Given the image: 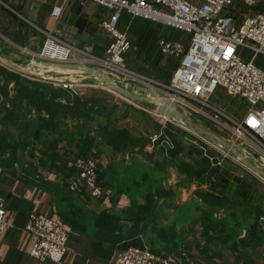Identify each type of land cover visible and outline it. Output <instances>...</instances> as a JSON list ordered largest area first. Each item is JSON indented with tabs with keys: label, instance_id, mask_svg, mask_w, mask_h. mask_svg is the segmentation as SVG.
<instances>
[{
	"label": "trees",
	"instance_id": "1",
	"mask_svg": "<svg viewBox=\"0 0 264 264\" xmlns=\"http://www.w3.org/2000/svg\"><path fill=\"white\" fill-rule=\"evenodd\" d=\"M125 20L128 22L131 36L135 37L132 46L137 47L139 53H144L146 59L151 57L153 60L151 70L147 69L146 72L152 71L156 77L169 82L176 66L175 62L168 58L169 60L163 63L164 56L156 45L161 36L178 37L179 32L165 26L159 28L158 24L145 19H132L127 14L121 19V28ZM144 22H151L155 26H147ZM11 83H14L17 91L14 97L10 96ZM60 96L65 97L69 103L58 102ZM25 102L37 109L38 126L30 134L41 144L45 160L60 163L62 168H69V175L76 174V169L66 167L67 154L63 155L59 150L60 139L76 146V157L95 155V147L101 151L102 146H108L112 155L117 154L115 159L119 163L127 161L128 157V163H131L133 168L140 163L151 168L155 164L156 168L159 167L162 171L174 164L187 182H190L194 175L200 184H210L212 190L200 187L194 192L192 202L174 206L164 200V197L175 196L176 192L172 188L153 186L133 197L124 179L115 186L107 180L101 181L98 175L100 183L111 188L110 198L114 203L122 193H126L131 200L130 206L119 212L111 209H104L99 213L82 212L84 218L91 216L89 220L86 219V223L100 235L122 243L125 248L131 245L141 247V237L152 238V251L161 254L164 250L177 252L189 233L199 225L201 236L208 247L207 252L209 249H215L216 255H223L222 250L230 248L232 252L239 251L248 263L253 261L251 254L260 251V247L264 246V210L256 208L251 202L254 198L252 191L255 189L253 183L242 179L228 166L223 165L219 160L222 155L209 148L189 144L188 152L192 158L183 159L179 142L184 140L183 136L187 131H169L168 135L176 146L168 148V153L155 163L151 162L143 156H154L146 150V146L152 143L151 138L132 133L118 123L129 111L118 115L120 107L107 104L103 98L77 96L71 99L69 92L61 87L41 84L0 65V116L4 112V116L0 117V125L7 126V121L16 124L22 118L20 109ZM44 110L49 114L47 118L43 115ZM99 116L107 117L104 125L96 122ZM148 118L152 120L150 116ZM31 121L28 120L27 123ZM154 125L160 127L158 122H154ZM0 138L10 139L12 134L8 131L0 132ZM108 169L109 174L115 173L116 169ZM134 183L135 187H142L140 182ZM176 212H180L179 216L171 218L169 214ZM163 213L165 216L161 215ZM74 217H78L77 214H74ZM244 230L245 236L240 237ZM239 257L240 255L236 256V259H240Z\"/></svg>",
	"mask_w": 264,
	"mask_h": 264
},
{
	"label": "built area",
	"instance_id": "2",
	"mask_svg": "<svg viewBox=\"0 0 264 264\" xmlns=\"http://www.w3.org/2000/svg\"><path fill=\"white\" fill-rule=\"evenodd\" d=\"M92 1L107 12L100 23L102 32L110 38L106 53L103 56L90 54L91 51L70 38L48 32L49 39L39 56L51 62L90 65L117 78L120 75L128 78L132 73L126 65V54L132 46V38L128 27L120 26L122 17L127 14L132 19L141 18L176 30L178 37L161 36L157 42L163 56L177 62L169 91L163 98L175 100L188 114L189 109L203 112L192 105V100L210 106V97L218 91L242 99L246 107L240 119L235 120L230 114L218 111L234 123V137L228 140L240 149V138L249 136L253 139L250 141L253 148L264 152V10L256 8L260 3L264 4V0ZM237 1L244 9L237 8ZM63 11V5L56 4L52 16L59 19ZM49 46L59 52L50 53ZM61 50H65V55L59 54ZM64 87L73 90L66 84ZM99 163L94 155L68 161L69 167L76 169V174L68 179V188L77 194L86 193L93 199L104 198L109 190L98 182ZM6 203V198L0 195V235L9 226ZM26 229L35 238L30 251L35 260L39 263L62 262L68 250V230L59 218L34 211ZM116 262L205 264L185 248L165 255L148 246L133 245L122 250Z\"/></svg>",
	"mask_w": 264,
	"mask_h": 264
},
{
	"label": "crops",
	"instance_id": "3",
	"mask_svg": "<svg viewBox=\"0 0 264 264\" xmlns=\"http://www.w3.org/2000/svg\"><path fill=\"white\" fill-rule=\"evenodd\" d=\"M56 4L64 7L59 19L52 16V9ZM236 6L244 9L238 1ZM256 8L264 10V4L260 3ZM106 13L103 7L92 0H0V55L19 64L14 58H7L9 55L6 52L13 51L15 48L22 49L20 44L24 42L34 54L44 43L43 31L70 38L81 47L92 46L99 51V55H104L110 38L102 32L100 23L106 17ZM144 24L155 26L151 22H144ZM123 25L125 24H122L124 29L128 27ZM28 53V56L37 58L32 53ZM171 59L177 66L176 60ZM30 65L35 69L40 66V63L32 62ZM3 67L26 77V74L16 69L4 64ZM9 88L10 96L14 97L17 93L14 83H11ZM20 113L23 114L22 118L16 124L7 121V126L0 125L1 133L8 131L12 134L10 139L0 138V195L7 200L6 218L9 223L8 228L0 235V264H118L116 257L125 249L122 243L100 235L95 228L86 223L88 220L74 217V214L76 216L83 211L99 213L104 209L119 212L130 206L129 196L122 193L114 203L110 198L109 187L108 194L102 199H93L86 193L71 192L67 188V182L71 176L69 168H62V165L59 166L60 163L47 162L48 160H45L42 154L41 144L30 134L38 126L37 109L25 102ZM1 114L0 117H3L4 112ZM43 115L47 118L49 114L44 110ZM28 120L32 121L27 123ZM67 121L70 122V119ZM58 147L61 154H67L65 163L76 158V146L69 144L65 139L59 140ZM102 147L103 153L109 149L108 146ZM96 151L95 147L93 152ZM98 159L100 163L101 160L105 163V157ZM177 175L184 176L178 171ZM186 184L187 187L184 190L192 196L198 188L205 189L210 186L209 183L200 184L194 175ZM34 211H41L48 216L59 218L68 230V250L62 262L39 263L31 256L30 251L35 238L26 228ZM262 228L264 229V221ZM245 234L246 230L240 234V237ZM140 241L143 244L141 247L148 246L152 250V238L141 237ZM182 248L205 264H239L242 261L247 264H264V246L260 247V251L251 254L253 260L251 263L246 262L239 251L232 252L230 248L223 249V255H216L215 249H209L207 252L208 247L201 236L199 225H196L189 233L187 240L177 252L164 250L162 253L170 255L178 253ZM238 255L240 259L237 260ZM210 256L213 257L210 258Z\"/></svg>",
	"mask_w": 264,
	"mask_h": 264
},
{
	"label": "rangeland",
	"instance_id": "4",
	"mask_svg": "<svg viewBox=\"0 0 264 264\" xmlns=\"http://www.w3.org/2000/svg\"><path fill=\"white\" fill-rule=\"evenodd\" d=\"M123 23L125 24L123 26L128 25L127 20H125ZM158 27L163 28L162 25H158ZM49 33L47 31H43L45 38L44 43L39 49L34 52V54L31 52V49L27 48L28 45L24 44L23 42L22 44H20L23 47L22 49L19 50L15 48L13 51L10 50V52H6V54L9 55L8 57H6L16 59V61L19 62V65L23 67H28L32 62L40 63V66L35 67V70H29V72L22 73L26 74L25 76L27 78L38 81L41 84H47V86H54L57 88L61 87L64 90H67L69 92V96H71V99H74L77 96L103 98L107 104L111 103V105L114 104L120 107L119 112H117L118 115L129 111V113L125 115V117L119 119L118 123L121 127H126V129L132 131V133L134 132L136 134L149 136L151 138L152 143L146 146V150L149 153H152V155L154 156L143 155L144 158H147L151 162L155 163L156 160L161 159L163 155H166L168 153V148L174 147V141L173 139H171L168 133L171 130L176 131L177 129H183L174 123H170V121L162 117L158 112L159 109L157 104L150 102H136L126 99L113 91V89L108 87L103 80L97 77L84 74L76 75L75 73L63 70L57 71V73H52V75L42 73L41 71L49 67L43 65V62L50 60L39 55L43 52L46 40L49 39ZM132 40L134 43L135 37L132 36ZM84 47H86L88 51H91L90 54H100L99 51L92 46ZM20 51L23 53H21ZM28 52L37 56V58H33L32 55L28 56ZM168 60V58L163 57V63ZM152 61L153 60L151 57L150 59H146L145 54L142 52L139 53V49H137V47L135 48L133 45L126 54V65L129 71L132 73L130 74V77L126 76L129 79L124 78V75H120L121 77L117 78L108 72H105L99 68L98 69L112 76L127 89L134 91L135 93L145 96H151L152 98H162L164 95H166L165 93L169 91L168 86L170 85V81H164L163 79L156 77V74L152 71L146 72L147 69L151 68ZM1 64V66H3V63ZM133 73L137 75V78H135ZM65 84L71 86L73 90L64 87ZM58 102L69 103L63 96L59 97ZM208 102L210 106H204V104L202 105L192 100V105L198 106V108L203 112L189 109L188 112L190 117L194 121L223 136L225 139L230 140V138L234 137L232 134L234 123L229 119L221 116L222 114L218 111L222 112L223 114H230L232 118L238 120L240 119L239 117L241 113L245 110V101L237 97L228 96L222 91H218L210 97ZM128 104H130L131 107ZM144 115L147 118L144 117ZM148 116H150L154 121L150 120ZM106 120V116H99L97 117L96 122L104 125ZM154 122H158L160 124V127L157 128L154 125ZM183 138L184 140L179 142V144L181 145L180 155L183 157V159L190 160L192 158V156H190L188 152L189 144H195L196 146H201L202 148H209L220 154V156L222 155V157H219V160L223 165L228 166L236 175L240 176L242 179L253 183L255 189L254 191H252V195L254 196V198L251 200V202L255 205L256 208L264 210V178H261L258 175L247 170L237 159H235L231 155L223 152L221 149L215 147L209 142L195 137L189 132H185ZM244 139L240 138L239 141V144L242 146L240 150L243 149L241 150V152L244 153L245 156L248 157L256 166L264 170V152L253 148V145L250 143V141H253V139L249 136H245ZM153 142L155 144H153ZM160 146L162 148H160ZM109 151L110 149H107L103 153L102 151L97 150V153L94 155L97 159H102V157L106 158L105 163L101 160V163H99L98 166V175L101 181L105 182L107 180L109 183L116 186L120 184L122 179H124L125 184L128 185L130 194H132L133 197L135 195L141 194L144 190L153 186L172 188L176 192L175 196L173 197L172 195L171 197H164V200L170 202L171 204H174V206L185 202H192L191 200L194 195H189L188 191L184 190L187 187V184H185V182H187V179L184 176L178 177V169L174 164L168 166V170L166 169L165 171L160 170L159 167L156 168L155 164H153L154 167L151 168L148 166L144 167V165L140 163L136 165L137 167L133 168L131 163H128V157H126L127 161L119 163V161L115 159L117 154H115L116 156L112 155V153ZM110 167L116 169L115 173L112 175L109 174L108 168ZM128 174H130L129 177ZM99 178L98 182H100ZM135 181L140 182L142 187H135ZM205 190L209 191L212 189L209 186L205 188ZM180 212L169 215L171 216V218L177 217L179 216ZM83 215L84 214L82 212L77 214L79 218H84ZM161 215L165 216V213ZM90 218L91 216H88V218L85 217L84 219L89 220Z\"/></svg>",
	"mask_w": 264,
	"mask_h": 264
},
{
	"label": "water",
	"instance_id": "5",
	"mask_svg": "<svg viewBox=\"0 0 264 264\" xmlns=\"http://www.w3.org/2000/svg\"><path fill=\"white\" fill-rule=\"evenodd\" d=\"M0 61L7 67L16 69L20 72L26 73L32 69V65H29V67H23L15 62H12L2 57L1 55ZM43 63L48 66L53 65L62 67L64 69H75L90 73L98 77L99 79L104 80L108 87H110L111 89H113V91H115L126 99L136 102H150L157 104L159 114L166 120L178 125L184 131L191 133L195 137L203 139L209 142L210 144L214 145L215 147L221 149L223 152L237 159L247 170L251 171L252 173L258 175L261 178H264V170L252 163V161L248 157H246L245 154L242 153L238 147H236L232 142L225 139L223 136L219 135L213 130L194 121L190 117V115L175 100L162 97V102H158L155 101L156 99H153L151 96H145L135 93L134 91L127 89L112 76L99 70L98 68H95L94 66L67 62L65 63L45 61Z\"/></svg>",
	"mask_w": 264,
	"mask_h": 264
},
{
	"label": "bare ground",
	"instance_id": "6",
	"mask_svg": "<svg viewBox=\"0 0 264 264\" xmlns=\"http://www.w3.org/2000/svg\"><path fill=\"white\" fill-rule=\"evenodd\" d=\"M52 47V48H51ZM49 46V50H50V53H55V52H59L57 50H55V47L54 46ZM60 55H65V50H61ZM45 65V64H43ZM48 66V65H46ZM31 70H35V69H31ZM69 71L71 73H75L76 75H81V74H84V75H88V76H93V77H96L90 73H86V72H83V71H80V70H75V69H64L62 67H59V66H53V65H50L49 67H47L46 69H44L43 71H41L42 73H46L47 75H52V73L54 72H57V71ZM49 72V73H47ZM98 78V77H97ZM102 80V79H101ZM104 81V80H103ZM153 99H156L155 101H158V102H162V98H153ZM253 163V162H252Z\"/></svg>",
	"mask_w": 264,
	"mask_h": 264
}]
</instances>
